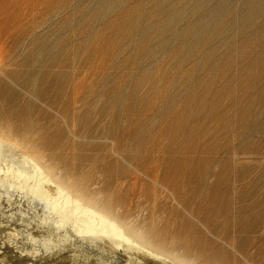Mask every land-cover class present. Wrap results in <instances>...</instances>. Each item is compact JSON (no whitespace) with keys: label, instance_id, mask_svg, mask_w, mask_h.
Instances as JSON below:
<instances>
[{"label":"rangeland","instance_id":"rangeland-1","mask_svg":"<svg viewBox=\"0 0 264 264\" xmlns=\"http://www.w3.org/2000/svg\"><path fill=\"white\" fill-rule=\"evenodd\" d=\"M0 54V89L54 115L64 138L61 117L13 78L65 87L76 70L83 125L114 122L125 154L159 166V179L217 228L203 237L180 210L202 250L264 264V0H0ZM154 187L173 214L169 190Z\"/></svg>","mask_w":264,"mask_h":264},{"label":"bare ground","instance_id":"bare-ground-1","mask_svg":"<svg viewBox=\"0 0 264 264\" xmlns=\"http://www.w3.org/2000/svg\"><path fill=\"white\" fill-rule=\"evenodd\" d=\"M75 71L65 87L53 76L52 88L13 78L27 98L61 117L69 138L53 134L56 119L40 105L29 112L19 92L0 89V264H230L194 241L185 224L188 217L200 221L198 211L159 179L158 165L148 170L125 154L114 122L100 132L86 129V118L78 117L84 99ZM95 116L97 125L103 122L102 110ZM155 184L169 190L173 214ZM180 210L188 217L180 220ZM200 222L203 237L217 234L208 219Z\"/></svg>","mask_w":264,"mask_h":264}]
</instances>
